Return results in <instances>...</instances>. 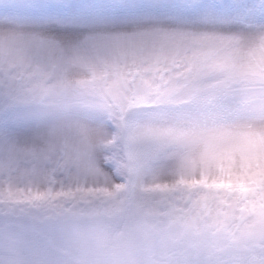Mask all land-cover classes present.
<instances>
[{
    "label": "snow or ice",
    "instance_id": "1",
    "mask_svg": "<svg viewBox=\"0 0 264 264\" xmlns=\"http://www.w3.org/2000/svg\"><path fill=\"white\" fill-rule=\"evenodd\" d=\"M0 264H264V0H0Z\"/></svg>",
    "mask_w": 264,
    "mask_h": 264
}]
</instances>
